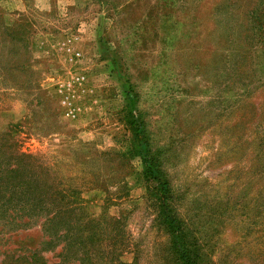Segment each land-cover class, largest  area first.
I'll list each match as a JSON object with an SVG mask.
<instances>
[{
	"label": "rangeland",
	"instance_id": "1",
	"mask_svg": "<svg viewBox=\"0 0 264 264\" xmlns=\"http://www.w3.org/2000/svg\"><path fill=\"white\" fill-rule=\"evenodd\" d=\"M4 132L78 213L119 219L122 263L168 260L138 149L205 264H264V0H0ZM3 223L0 264L48 239Z\"/></svg>",
	"mask_w": 264,
	"mask_h": 264
},
{
	"label": "trees",
	"instance_id": "2",
	"mask_svg": "<svg viewBox=\"0 0 264 264\" xmlns=\"http://www.w3.org/2000/svg\"><path fill=\"white\" fill-rule=\"evenodd\" d=\"M14 25V24H13ZM6 29L10 27L3 24ZM6 34V33H5ZM133 120L128 123L131 124ZM137 131V127H135ZM7 132L0 133V221L8 230L39 227L42 237L41 247L30 251L29 254L12 257L13 262L20 260L29 264H67L65 256L73 258L78 264H124L121 262V249L116 245L115 232L119 219L110 216L92 217L86 213L77 212L76 206L70 201L65 187L52 180L49 169L52 166L39 161L32 154L13 149ZM137 139L133 133L132 142ZM15 152V153H14ZM141 154L144 173L148 180L157 178L153 182L152 204L162 229L166 232L165 256L167 264H205L200 246L193 239L182 221L176 216L167 182L159 174V167L152 157ZM13 153V154H12ZM111 226V249H102L106 229L102 224ZM61 246L58 262H48L41 257L40 252H49L54 247ZM6 256L11 255L8 249ZM101 258H104L100 261ZM29 260V261H28Z\"/></svg>",
	"mask_w": 264,
	"mask_h": 264
},
{
	"label": "built area",
	"instance_id": "3",
	"mask_svg": "<svg viewBox=\"0 0 264 264\" xmlns=\"http://www.w3.org/2000/svg\"><path fill=\"white\" fill-rule=\"evenodd\" d=\"M62 103H66V101L65 100H62Z\"/></svg>",
	"mask_w": 264,
	"mask_h": 264
},
{
	"label": "crops",
	"instance_id": "4",
	"mask_svg": "<svg viewBox=\"0 0 264 264\" xmlns=\"http://www.w3.org/2000/svg\"><path fill=\"white\" fill-rule=\"evenodd\" d=\"M2 9V8H1Z\"/></svg>",
	"mask_w": 264,
	"mask_h": 264
}]
</instances>
